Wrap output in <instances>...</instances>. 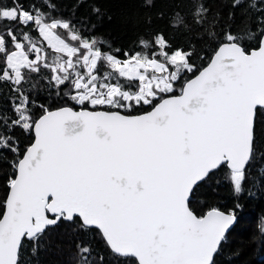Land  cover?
<instances>
[{"label": "snow or ice", "instance_id": "6c2138e0", "mask_svg": "<svg viewBox=\"0 0 264 264\" xmlns=\"http://www.w3.org/2000/svg\"><path fill=\"white\" fill-rule=\"evenodd\" d=\"M155 8L130 0L120 47L97 0H0V264H40L61 225L69 264L264 253V212L228 249L264 194V0Z\"/></svg>", "mask_w": 264, "mask_h": 264}, {"label": "trees", "instance_id": "16d2710c", "mask_svg": "<svg viewBox=\"0 0 264 264\" xmlns=\"http://www.w3.org/2000/svg\"><path fill=\"white\" fill-rule=\"evenodd\" d=\"M61 10L70 12L75 0H57ZM111 14V20L98 22L99 30L102 31L106 38L111 40L116 46H131L133 41L138 42V32L142 29L141 24L133 28L131 22L125 20L127 5L130 0H97ZM187 0H154L156 8L152 11H162L164 20H154V25H163L167 22L168 14L174 6L186 3ZM86 13V8H80L75 15L80 17ZM177 39H183L181 30H176ZM99 38V37H97ZM264 212V194L256 193L254 198L247 200L244 212L240 222L233 229L232 241L228 246L230 250L237 244L247 240L249 234L256 227L258 218ZM68 233L66 226L61 225L52 229L44 241L45 247L37 256L40 264H69V249L67 248ZM228 255V252L225 254ZM233 264H264V253H260L258 247L251 245L245 247L238 258L233 260Z\"/></svg>", "mask_w": 264, "mask_h": 264}]
</instances>
